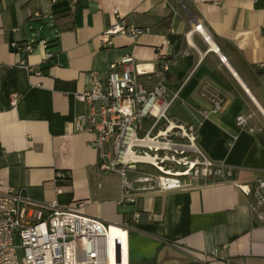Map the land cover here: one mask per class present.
Here are the masks:
<instances>
[{
    "label": "crops",
    "instance_id": "1",
    "mask_svg": "<svg viewBox=\"0 0 264 264\" xmlns=\"http://www.w3.org/2000/svg\"><path fill=\"white\" fill-rule=\"evenodd\" d=\"M117 21L145 31L104 36ZM128 55L143 83L177 95L169 116L197 126L198 146L233 169L230 182L118 204L119 178L98 169L93 136L73 121L87 110L77 96L91 73L104 77ZM202 89L224 101L207 118ZM0 150V193L23 188L34 203L111 227L112 264H264V221L234 185L264 179V0H0Z\"/></svg>",
    "mask_w": 264,
    "mask_h": 264
},
{
    "label": "built area",
    "instance_id": "2",
    "mask_svg": "<svg viewBox=\"0 0 264 264\" xmlns=\"http://www.w3.org/2000/svg\"><path fill=\"white\" fill-rule=\"evenodd\" d=\"M144 31L117 21L104 36L135 38ZM14 47L25 55L33 52L31 44ZM52 56L46 53V60ZM219 60L226 62L223 56ZM158 64L159 74L165 78L170 60L160 57ZM137 67L128 55L111 64L104 77L92 72L89 89L77 96L87 110L73 121L75 133L93 136L89 144L97 154L98 169L119 178L118 204H135L155 193L191 191L206 182H230L233 169L212 161L198 146L197 126L169 116L177 95H170L162 83H143ZM29 73L41 75L42 71L33 68ZM200 96L211 106L202 112L204 118L221 111L224 101L220 95L202 89ZM246 121L239 116L236 126L244 128ZM144 123L148 129L140 137ZM234 185L252 198V210L264 221V179L252 187ZM138 219L139 214L134 213L131 220ZM110 232L111 227L101 221L55 202L34 203L23 188L10 187L0 193V264H111Z\"/></svg>",
    "mask_w": 264,
    "mask_h": 264
},
{
    "label": "trees",
    "instance_id": "3",
    "mask_svg": "<svg viewBox=\"0 0 264 264\" xmlns=\"http://www.w3.org/2000/svg\"><path fill=\"white\" fill-rule=\"evenodd\" d=\"M53 58H54V56H52V58L49 59L48 61L53 60ZM67 182H68V177H66V176H64V177H60V178H57V179H56V184H57L58 186H64L65 183H67Z\"/></svg>",
    "mask_w": 264,
    "mask_h": 264
},
{
    "label": "rangeland",
    "instance_id": "4",
    "mask_svg": "<svg viewBox=\"0 0 264 264\" xmlns=\"http://www.w3.org/2000/svg\"><path fill=\"white\" fill-rule=\"evenodd\" d=\"M143 128H144V131H141L138 133V136H140V137H142L144 135L145 131L148 129V125L146 123H144ZM18 257H21L20 251H18Z\"/></svg>",
    "mask_w": 264,
    "mask_h": 264
},
{
    "label": "bare ground",
    "instance_id": "5",
    "mask_svg": "<svg viewBox=\"0 0 264 264\" xmlns=\"http://www.w3.org/2000/svg\"><path fill=\"white\" fill-rule=\"evenodd\" d=\"M112 264V263H111Z\"/></svg>",
    "mask_w": 264,
    "mask_h": 264
}]
</instances>
